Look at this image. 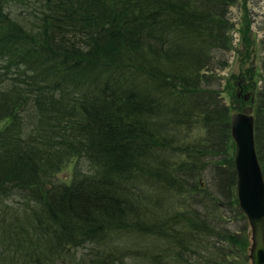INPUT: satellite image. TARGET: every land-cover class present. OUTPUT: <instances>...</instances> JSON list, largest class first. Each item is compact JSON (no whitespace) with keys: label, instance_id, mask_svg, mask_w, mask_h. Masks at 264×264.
Instances as JSON below:
<instances>
[{"label":"trees","instance_id":"obj_1","mask_svg":"<svg viewBox=\"0 0 264 264\" xmlns=\"http://www.w3.org/2000/svg\"><path fill=\"white\" fill-rule=\"evenodd\" d=\"M234 1L0 0V264H248L201 181Z\"/></svg>","mask_w":264,"mask_h":264},{"label":"rangeland","instance_id":"obj_2","mask_svg":"<svg viewBox=\"0 0 264 264\" xmlns=\"http://www.w3.org/2000/svg\"><path fill=\"white\" fill-rule=\"evenodd\" d=\"M232 27L230 30L231 44L225 51H218L217 58L220 59L218 69L214 71L215 78L210 85L219 90L223 98L224 105L228 108L230 116L242 111L245 106H251L255 117V140L259 158L264 167V110L260 111L259 105L264 108V0H235L229 10ZM249 26V35L253 43L243 40V30ZM249 56L245 60V57ZM245 63V64H244ZM246 64H248L246 66ZM250 64L253 65L255 72V85L244 90L235 85L244 82L241 79L242 70ZM244 73L248 71H243ZM209 73V72H208ZM245 75V74H244ZM249 79V77H248ZM247 83V82H246ZM245 83V85H247ZM232 87H237L232 88ZM240 89L241 96L235 99L234 93ZM239 91V92H240ZM250 94L249 100H244V95ZM252 99V101H250ZM230 117V120H231ZM236 143L232 137L225 147V152L206 164L205 171L201 178L202 184L222 200L225 201L226 218L233 231L249 233L251 236V226L247 216L238 213L236 210L239 204L237 194V169L235 165ZM220 161V162H219ZM73 162L68 163L60 171L58 176L61 179H68ZM264 172V169H263ZM238 200V201H237ZM229 201L232 202L229 208ZM240 206V205H239ZM235 208V209H233ZM251 238V237H250ZM250 257V256H249ZM248 264H252L249 258Z\"/></svg>","mask_w":264,"mask_h":264},{"label":"water","instance_id":"obj_3","mask_svg":"<svg viewBox=\"0 0 264 264\" xmlns=\"http://www.w3.org/2000/svg\"><path fill=\"white\" fill-rule=\"evenodd\" d=\"M250 94L246 93L247 101ZM251 106L231 117V132L236 143L237 194L239 205L251 226L249 256L252 264H264V172L255 140V117Z\"/></svg>","mask_w":264,"mask_h":264}]
</instances>
